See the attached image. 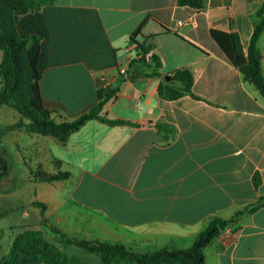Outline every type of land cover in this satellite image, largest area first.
<instances>
[{
    "label": "crops",
    "instance_id": "obj_1",
    "mask_svg": "<svg viewBox=\"0 0 264 264\" xmlns=\"http://www.w3.org/2000/svg\"><path fill=\"white\" fill-rule=\"evenodd\" d=\"M261 1L205 0L192 8L176 0H55L16 16L18 34L39 38L41 100L55 121L87 111L104 85L117 91L103 112L126 121L90 118L65 142L25 129L2 136L3 147L24 149L51 166L48 173L68 172L58 180H33L31 171L26 178L35 189H60L56 199L38 196L50 224L133 250L172 249L188 246L210 218L228 219L264 196V97L239 71ZM136 29L134 39L160 56V76L126 75L139 51L129 41ZM257 44L263 53L264 29ZM183 66L201 98L159 97L160 79ZM261 69L264 76V58ZM12 174L10 167L4 181ZM7 210L24 229H42L38 208ZM57 244L101 264L96 254ZM204 254L206 264H264V205L240 214Z\"/></svg>",
    "mask_w": 264,
    "mask_h": 264
},
{
    "label": "trees",
    "instance_id": "obj_2",
    "mask_svg": "<svg viewBox=\"0 0 264 264\" xmlns=\"http://www.w3.org/2000/svg\"><path fill=\"white\" fill-rule=\"evenodd\" d=\"M55 0H0V105L5 104L15 109L20 118L13 123L0 127V146L2 136L11 129H25L41 135H49L59 142H65L69 134L77 130L88 119L97 117L111 125L125 123V120L108 118L103 112L104 103L116 95L114 87H100L97 89V102L87 111L71 121H55L50 111L41 100L39 80L41 71L37 60L40 53L39 38L31 34H18L15 29V18L18 14L38 9L44 4ZM178 5L201 8L205 0H176ZM259 20L254 24L247 44V61L239 66L243 78L251 82L264 97V76L261 60L264 58L258 47V39L264 29V0L256 11ZM135 32L129 37L130 42H136L138 54L129 62L127 76H160L158 68L161 66L160 56L152 51L151 44L136 41ZM146 54H149L146 58ZM168 80L161 78L157 85V94L164 99H177L183 95H190L200 99L201 96L192 90L193 73L187 66L178 67L170 74ZM160 127V125L158 126ZM10 166L7 158L0 152V180L9 174ZM33 180L51 181L68 177L67 171L45 172L42 168L30 170ZM3 178V179H1ZM258 177H254V185L258 184ZM8 188V187H6ZM31 205L39 209L41 224L47 226L53 238L48 239L41 228L24 229L13 234L12 227L0 228L10 230L11 239L8 248L0 255V264H86L79 257L68 254L57 244L62 246L75 245L85 252L98 255L101 264H206L205 247L217 237L226 226L234 222L244 212H252L264 205V196L259 197L254 204L237 210L228 219L214 216L210 218L204 228L199 231L192 242L185 247L172 249L160 248L156 250H133L121 242L102 240L99 238H77L69 236L61 228L49 223L45 216L46 204L40 200H33ZM9 210L0 211V217Z\"/></svg>",
    "mask_w": 264,
    "mask_h": 264
},
{
    "label": "rangeland",
    "instance_id": "obj_3",
    "mask_svg": "<svg viewBox=\"0 0 264 264\" xmlns=\"http://www.w3.org/2000/svg\"><path fill=\"white\" fill-rule=\"evenodd\" d=\"M1 51H0V60H1ZM17 116V111L13 109L12 107H8L5 104L0 105V127L5 126L6 124H10L13 122L14 118ZM6 133V132H5ZM4 133V134H5ZM41 135V134H40ZM7 140V138L5 139ZM8 145V147H7ZM4 147L0 146V152L3 154V148L6 149L11 153L12 159H11V169H12V177L8 180L2 182L0 180V211L7 210L8 208H14L16 206H24V205H31L30 200H37L39 199L38 196H42L43 199L48 200L47 198H57L59 196V191L57 190H50L47 186L37 187L35 189V185L33 182L27 181V176L30 175V170L36 171L37 168H39V164L42 165L43 170L45 172L51 171V166H48L47 163H45L43 160L37 161L33 156L28 155V153L24 152V149H18L16 146H13L12 144H7ZM19 150L23 152L22 157L20 155ZM27 166L30 169L26 167L25 162ZM41 168V167H40ZM6 176H3V178ZM1 178V179H3ZM12 186V187H11ZM10 187V188H6ZM41 201V199H39ZM30 202V203H29ZM34 207V206H33ZM37 208V207H36ZM31 223H33L32 215ZM41 217V216H40ZM18 217L16 216V212L11 213L10 215H5L0 217V228H7L12 227L13 234L26 228V225H21V222L18 221ZM40 226L45 231V236L48 239H51L50 237L52 234L48 232L47 226H43L40 221ZM63 226H66L63 224ZM12 231L8 230H0V255L5 252L8 248V243L11 239V233ZM79 234V233H78ZM80 236V235H76ZM53 237V236H52ZM52 240V239H51ZM148 246V245H147ZM148 249L154 250L155 247L148 246L146 247ZM88 262H91V259H86ZM91 264V263H89ZM119 264H128V263H119Z\"/></svg>",
    "mask_w": 264,
    "mask_h": 264
},
{
    "label": "water",
    "instance_id": "obj_4",
    "mask_svg": "<svg viewBox=\"0 0 264 264\" xmlns=\"http://www.w3.org/2000/svg\"><path fill=\"white\" fill-rule=\"evenodd\" d=\"M170 78V76L168 74L164 75V79L168 80Z\"/></svg>",
    "mask_w": 264,
    "mask_h": 264
},
{
    "label": "built area",
    "instance_id": "obj_5",
    "mask_svg": "<svg viewBox=\"0 0 264 264\" xmlns=\"http://www.w3.org/2000/svg\"><path fill=\"white\" fill-rule=\"evenodd\" d=\"M121 71H124V69H121ZM104 86H106V85H104Z\"/></svg>",
    "mask_w": 264,
    "mask_h": 264
}]
</instances>
